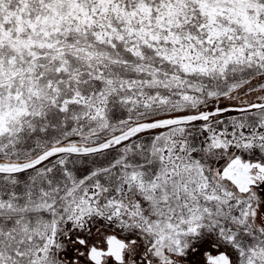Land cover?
<instances>
[{
  "label": "snow or ice",
  "instance_id": "obj_1",
  "mask_svg": "<svg viewBox=\"0 0 264 264\" xmlns=\"http://www.w3.org/2000/svg\"><path fill=\"white\" fill-rule=\"evenodd\" d=\"M0 264H264V0H0Z\"/></svg>",
  "mask_w": 264,
  "mask_h": 264
}]
</instances>
